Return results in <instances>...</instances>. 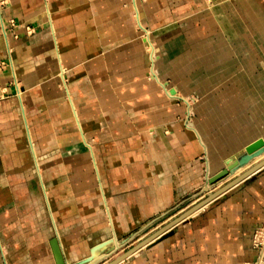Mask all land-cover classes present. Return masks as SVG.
Masks as SVG:
<instances>
[{
	"label": "crops",
	"instance_id": "1",
	"mask_svg": "<svg viewBox=\"0 0 264 264\" xmlns=\"http://www.w3.org/2000/svg\"><path fill=\"white\" fill-rule=\"evenodd\" d=\"M0 62V264H107L264 140V0H0ZM263 225L264 165L119 264H251Z\"/></svg>",
	"mask_w": 264,
	"mask_h": 264
},
{
	"label": "water",
	"instance_id": "2",
	"mask_svg": "<svg viewBox=\"0 0 264 264\" xmlns=\"http://www.w3.org/2000/svg\"><path fill=\"white\" fill-rule=\"evenodd\" d=\"M263 153H264V140L263 139H257L253 143L249 144L247 147H245L244 154L239 157V159L236 161V163L234 165L227 167L225 169H222L221 171H219L218 173L214 174L213 176H211L210 178L207 179V185L205 187H203V189L201 191V193H204L206 195V197L204 199H202L200 202H198L195 205H193L192 207H190L188 210H186L184 213L180 214L178 217L173 219L171 222H169L168 224L164 225L163 227H161L160 229L155 231L149 237L141 240L136 245H134L133 247H131L130 249H128L124 253L120 254L119 256H117L115 259H113L112 261H110L107 264H119L120 262H122L123 260H125L126 258L131 256L132 254H134L138 250L152 244L156 240H160L162 238H165L166 236L171 235L172 229L174 226H176L177 224L184 221L186 218L191 216L193 213L198 211L200 208L205 206L207 203H209L213 199H215L217 196L222 194L224 191H226L227 189H229L230 187H232L233 185H235L236 183H238L239 181L244 179L246 176H248L249 174H251L252 172L257 170L258 168L263 166L264 160L261 161L260 163H258L257 165L253 166L251 169H249L245 173L239 175L238 177H236L231 182H229L228 184H226L224 187L220 188L219 190L215 191L214 193H210V187L214 186L215 184H217L218 182H220L224 178L228 177L229 175L234 174L238 169L244 167L250 161H252L254 158L262 155ZM161 219H162V217L160 219L152 222V223H149L142 230H145L146 228L153 227ZM138 234H139V232L136 233V235H138ZM128 241H129V239H125L123 241H120L118 243V245L117 244L111 245L110 241L96 245L90 249V254L88 257H86L85 259H82L80 261H77L75 263H72V264H97V262L99 261V256L101 253H105L106 258H108L112 254L117 252ZM49 246H50V250L52 253L53 260H54V264H66L64 257L62 255V251H61V248L59 245V241L56 237L52 238L49 241Z\"/></svg>",
	"mask_w": 264,
	"mask_h": 264
},
{
	"label": "built area",
	"instance_id": "3",
	"mask_svg": "<svg viewBox=\"0 0 264 264\" xmlns=\"http://www.w3.org/2000/svg\"><path fill=\"white\" fill-rule=\"evenodd\" d=\"M7 66V64L0 62V71L5 69ZM9 85L13 86L17 91L18 84L15 80H13ZM7 93V88L0 86V98L7 96ZM252 248L256 251V258L251 264H262L264 258V225L255 232L252 241Z\"/></svg>",
	"mask_w": 264,
	"mask_h": 264
},
{
	"label": "rangeland",
	"instance_id": "4",
	"mask_svg": "<svg viewBox=\"0 0 264 264\" xmlns=\"http://www.w3.org/2000/svg\"><path fill=\"white\" fill-rule=\"evenodd\" d=\"M6 97V96H5ZM4 98V97H3ZM0 99H2V98H0ZM183 101V100H182ZM184 102V101H183ZM185 103V102H184ZM197 195H195L194 197L192 196L191 197V199H189L185 204H183L181 207H179L178 209H176V211H174L173 213H171V215H173V214H175L176 212H178V211H180V210H182V209H184V208H186V206H190V204H192L193 202H195L196 200H198L199 198H202V197H205V194L204 193H199V192H197L196 193ZM189 208V207H188ZM186 210H188V209H186ZM185 210V211H186ZM184 211V212H185ZM161 222H164V220L162 219V220H160L156 225H154L153 227H150L149 229H153V228H155V227H157ZM255 251V250H254Z\"/></svg>",
	"mask_w": 264,
	"mask_h": 264
},
{
	"label": "bare ground",
	"instance_id": "5",
	"mask_svg": "<svg viewBox=\"0 0 264 264\" xmlns=\"http://www.w3.org/2000/svg\"><path fill=\"white\" fill-rule=\"evenodd\" d=\"M258 157H259V156H258ZM256 158H257V157H256ZM254 159H255V158H254ZM255 162H256V160H255ZM257 162H258V161H257ZM238 170H239V169H238ZM238 170H237V171H238ZM237 171H236V172H237ZM236 172H235V173H236ZM263 259H264V258H263Z\"/></svg>",
	"mask_w": 264,
	"mask_h": 264
}]
</instances>
